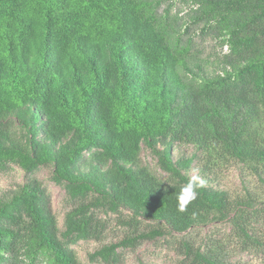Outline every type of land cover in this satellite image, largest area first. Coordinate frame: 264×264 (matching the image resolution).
<instances>
[{
    "label": "trees",
    "instance_id": "16d2710c",
    "mask_svg": "<svg viewBox=\"0 0 264 264\" xmlns=\"http://www.w3.org/2000/svg\"><path fill=\"white\" fill-rule=\"evenodd\" d=\"M187 1L191 23L227 47L212 72L182 40L189 25L171 29L157 1L0 0V172L25 174L0 199V264H78L70 247L102 237L101 212L130 230L90 256L102 264L170 232L183 234L175 264H228L231 241L264 252V0ZM237 165L252 181L241 196L216 184ZM43 167L69 203L62 228L34 177ZM189 181L198 195L180 212ZM222 223L224 239L186 236Z\"/></svg>",
    "mask_w": 264,
    "mask_h": 264
},
{
    "label": "rangeland",
    "instance_id": "374dc122",
    "mask_svg": "<svg viewBox=\"0 0 264 264\" xmlns=\"http://www.w3.org/2000/svg\"><path fill=\"white\" fill-rule=\"evenodd\" d=\"M159 3L157 13L164 15L170 13L167 25L174 31H184L189 25V32L182 37L186 43L189 37V47L191 55L196 62L205 67L208 72L215 69L218 58L228 53L226 45L220 44L219 39L213 32H202L199 26L191 23V17L194 16L196 6L187 0H154ZM185 34V32H183ZM189 154V149L187 151ZM142 164L150 167V169L164 178L165 174L156 165V158L145 148L142 149L140 156ZM244 171L240 166H232L228 169L220 171L216 184L223 189L228 190L233 195H244V186H248V182L252 181L243 175ZM52 169L50 167L40 168L34 177L46 189L49 196L52 213L57 219L59 228H62L63 218L69 209V203L66 199L64 190L56 185L51 179ZM191 177L199 179L197 171L190 173ZM25 178L23 171L15 165H11L5 172H0V199L8 197L20 186ZM100 219L106 222V229L102 237L97 241H80L76 245L71 246L78 264H102L100 262L91 261L90 256L104 245H109L121 241L130 232L127 226L121 223V218L114 214H99ZM150 227V224L142 222L138 232L142 228ZM255 233L261 237L264 242V214L260 216L254 225ZM230 231V225L227 223L209 225L205 227H197L188 231L186 235L193 242L202 243L206 237L211 234L222 236L224 239ZM183 238V234L165 233L163 236L149 237L136 244L135 247H122L118 249L120 254L119 264H175L177 255V246ZM225 250L227 253L226 261L228 264H264V252L258 249L241 250L238 243L231 241L226 243ZM20 264H27L24 257H19ZM39 264H46L41 261Z\"/></svg>",
    "mask_w": 264,
    "mask_h": 264
},
{
    "label": "clouds",
    "instance_id": "9594fccd",
    "mask_svg": "<svg viewBox=\"0 0 264 264\" xmlns=\"http://www.w3.org/2000/svg\"><path fill=\"white\" fill-rule=\"evenodd\" d=\"M198 192L194 181H189L181 186L179 193L176 196L177 207L180 212H184L187 206L196 199Z\"/></svg>",
    "mask_w": 264,
    "mask_h": 264
}]
</instances>
